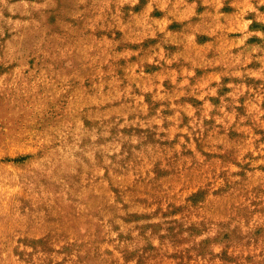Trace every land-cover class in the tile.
Here are the masks:
<instances>
[{"label":"rangeland","instance_id":"1","mask_svg":"<svg viewBox=\"0 0 264 264\" xmlns=\"http://www.w3.org/2000/svg\"><path fill=\"white\" fill-rule=\"evenodd\" d=\"M0 264H264V0H0Z\"/></svg>","mask_w":264,"mask_h":264}]
</instances>
